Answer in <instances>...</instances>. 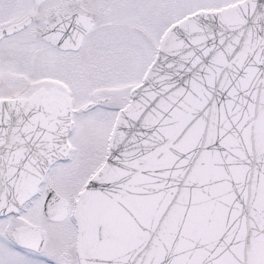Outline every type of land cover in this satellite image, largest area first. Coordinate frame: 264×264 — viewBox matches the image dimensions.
Wrapping results in <instances>:
<instances>
[{"label":"snow or ice","instance_id":"1","mask_svg":"<svg viewBox=\"0 0 264 264\" xmlns=\"http://www.w3.org/2000/svg\"><path fill=\"white\" fill-rule=\"evenodd\" d=\"M0 264H264V0H0Z\"/></svg>","mask_w":264,"mask_h":264}]
</instances>
